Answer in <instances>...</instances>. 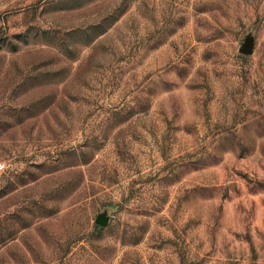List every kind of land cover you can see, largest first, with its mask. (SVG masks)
Here are the masks:
<instances>
[{
    "label": "rangeland",
    "instance_id": "374dc122",
    "mask_svg": "<svg viewBox=\"0 0 264 264\" xmlns=\"http://www.w3.org/2000/svg\"><path fill=\"white\" fill-rule=\"evenodd\" d=\"M0 264H264V0H0Z\"/></svg>",
    "mask_w": 264,
    "mask_h": 264
},
{
    "label": "built area",
    "instance_id": "2783aa9c",
    "mask_svg": "<svg viewBox=\"0 0 264 264\" xmlns=\"http://www.w3.org/2000/svg\"><path fill=\"white\" fill-rule=\"evenodd\" d=\"M0 168H2V164L0 163Z\"/></svg>",
    "mask_w": 264,
    "mask_h": 264
}]
</instances>
